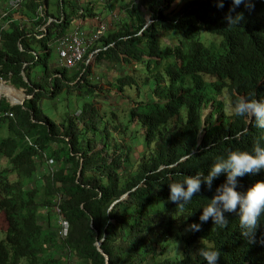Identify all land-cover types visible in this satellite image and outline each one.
I'll use <instances>...</instances> for the list:
<instances>
[{
	"label": "trees",
	"instance_id": "16d2710c",
	"mask_svg": "<svg viewBox=\"0 0 264 264\" xmlns=\"http://www.w3.org/2000/svg\"><path fill=\"white\" fill-rule=\"evenodd\" d=\"M23 1L0 16V212L8 222L0 264H207L199 249L209 245L216 264H264V213L251 240L235 212L224 213V226L199 220L224 174L210 189L202 182L183 212L168 200L169 184L207 175L230 150L264 146V128L231 111L237 96L264 98V0L236 7L237 25L224 19L231 0L223 8L216 0H77L72 13L89 23L76 28L65 0L56 1L57 16L50 0ZM22 9L34 17H19ZM77 30L104 33L69 67L62 41ZM54 52L61 65L51 70ZM93 54L114 67L108 90L94 84ZM149 85L148 99L128 91ZM107 93L130 110L120 116L86 100L59 122L41 112L47 99ZM237 179L245 191L264 170ZM57 218L69 221L68 237Z\"/></svg>",
	"mask_w": 264,
	"mask_h": 264
},
{
	"label": "clouds",
	"instance_id": "9594fccd",
	"mask_svg": "<svg viewBox=\"0 0 264 264\" xmlns=\"http://www.w3.org/2000/svg\"><path fill=\"white\" fill-rule=\"evenodd\" d=\"M241 4H244L246 8L254 7L251 0H231V7L224 17L228 25H237L243 19L242 13L232 15L235 8ZM215 6L223 8L224 0H216ZM0 81L1 85L7 88L2 78ZM3 93H6V90ZM231 111L233 115L254 120L257 127L264 128V98L257 100L252 96H237L232 102ZM260 170H264V146H261L260 142L254 143L250 151L230 150L226 156L218 157L212 163L207 175L198 171L194 175L185 176L182 182L169 184L168 200L176 203L179 211L183 212L185 203L191 200L194 193L200 191L202 182L206 188L210 189L213 179L224 174V182L216 187L209 203L203 207L199 220L206 222L211 218L214 224L224 226L227 222L224 213L235 212L239 217L241 234L251 240L254 237L258 219L264 213V180L255 182L245 191H238L237 178L245 174L257 173ZM58 224L61 227L60 222ZM189 227L192 230H199L200 224L193 223ZM69 234L70 223L68 235L62 233V236L68 237ZM199 255L207 264H216L219 253L217 249L209 245L199 249Z\"/></svg>",
	"mask_w": 264,
	"mask_h": 264
},
{
	"label": "rangeland",
	"instance_id": "374dc122",
	"mask_svg": "<svg viewBox=\"0 0 264 264\" xmlns=\"http://www.w3.org/2000/svg\"><path fill=\"white\" fill-rule=\"evenodd\" d=\"M52 7H51V12H53L56 16L58 14H56V1L57 0H50ZM84 1H89V0H84ZM24 1L23 0H17V3L14 4V0H0V16L5 15L6 11L9 10V6H18L19 4H22ZM77 2V0H65V4H64V9L66 11L67 16H69V18L74 17L73 18V27L77 26L80 24V21L78 19H76V15L73 12L72 6ZM178 3H182L183 4V0H178ZM85 6V4H84ZM86 7V6H85ZM110 11H108L106 13V16H110ZM19 17H23L24 19H26V17L28 18H33L34 15L30 13V11H25L24 9H22L21 12H19L17 14ZM25 15H27L25 17ZM116 15V14H115ZM27 18V19H28ZM21 19V18H20ZM115 19V18H114ZM113 21L114 23L117 21L115 20H109L107 19L108 25L109 22ZM2 23L1 19H0V24ZM151 24V23H150ZM76 28V27H75ZM165 34V33H164ZM213 40V39H212ZM37 50L39 51V53H41L42 57H44V53L42 52V50L39 48H37ZM96 54H93V57H89L90 60L89 62L91 64H95L96 61ZM61 65V62L59 61V56L56 54V52L53 53V60L50 64V69L52 70L55 66H59ZM45 70V66L41 65L38 67V71L39 72H43ZM132 69H129V71H131ZM70 72H74V70H69ZM93 71H95L100 77V79H96L94 80V84H100L102 85L105 90H108V80L109 78H112L113 75H115V71H114V67L111 63H107L103 61L97 62L95 64V68L93 69ZM163 71H164V67H163ZM115 73V74H114ZM126 75L129 74L128 71L125 72ZM139 77L143 78L144 77V73L143 71L140 69L138 72ZM121 77L120 74H118L117 76V82L115 84V88L117 89V87H120L118 79ZM129 88V87H128ZM129 93L133 95L134 99H148L151 98L150 94V85L149 86H143L141 91H137L134 89L129 88ZM0 94H4L2 91V85L0 83ZM108 98V99H107ZM9 100V99H8ZM83 100V101H80ZM86 100H90V101H95L96 103H99L100 108L104 109H108L107 107H109L108 105H110V109H112L113 111H116L120 116H123L126 112H128L131 108V102L128 101H124L123 99H121V96L117 95V93H107L102 94V96H98L95 99L90 98V99H86L84 97H81V99L79 98L78 95L72 94L69 98V100H44L41 105L43 106V108L41 109V112H45V115L51 118H54L55 120H57L58 122L61 121L63 119V117H65L66 113L69 111L71 112H78V108H79V104L82 105L83 102H85ZM211 108L206 110L205 112V116H207L208 114L211 113ZM4 134H7V131H5L4 129L0 130V135L3 136ZM6 215L4 213L0 212V231H4L8 228V222L6 220ZM59 218L56 219V222L58 223ZM71 264H77L76 262H72Z\"/></svg>",
	"mask_w": 264,
	"mask_h": 264
},
{
	"label": "built area",
	"instance_id": "2783aa9c",
	"mask_svg": "<svg viewBox=\"0 0 264 264\" xmlns=\"http://www.w3.org/2000/svg\"><path fill=\"white\" fill-rule=\"evenodd\" d=\"M17 1H14L16 4ZM106 24H103V28H106ZM103 31H100V34H103ZM94 37H85L81 30H77L72 33L68 38H65L62 41L61 57L65 64L69 67H73L78 64L79 61L83 59L86 53L85 44L91 45L95 39L99 38V35ZM60 225L62 227V233L68 235L69 233V223L66 220H61Z\"/></svg>",
	"mask_w": 264,
	"mask_h": 264
},
{
	"label": "water",
	"instance_id": "95a60500",
	"mask_svg": "<svg viewBox=\"0 0 264 264\" xmlns=\"http://www.w3.org/2000/svg\"><path fill=\"white\" fill-rule=\"evenodd\" d=\"M98 247H99L100 251L104 253L103 248H102V242H99V243H98ZM105 255H106V254H105ZM106 256H107V255H106ZM107 258H109V257L107 256Z\"/></svg>",
	"mask_w": 264,
	"mask_h": 264
},
{
	"label": "crops",
	"instance_id": "0c3cea01",
	"mask_svg": "<svg viewBox=\"0 0 264 264\" xmlns=\"http://www.w3.org/2000/svg\"><path fill=\"white\" fill-rule=\"evenodd\" d=\"M79 21H80V24H79V25H84V24L86 25V24H88V23H89V22H87V21H84V20L82 21V19H81V20H79Z\"/></svg>",
	"mask_w": 264,
	"mask_h": 264
},
{
	"label": "bare ground",
	"instance_id": "6f19581e",
	"mask_svg": "<svg viewBox=\"0 0 264 264\" xmlns=\"http://www.w3.org/2000/svg\"><path fill=\"white\" fill-rule=\"evenodd\" d=\"M10 7H14V6L11 5ZM21 8H22V7H21ZM50 21H51V20H50ZM61 220H64V219H61ZM61 220H60V222H61ZM66 221H67V220H66Z\"/></svg>",
	"mask_w": 264,
	"mask_h": 264
}]
</instances>
